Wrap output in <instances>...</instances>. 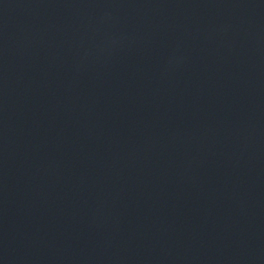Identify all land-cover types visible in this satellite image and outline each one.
<instances>
[{"label":"water","instance_id":"water-1","mask_svg":"<svg viewBox=\"0 0 264 264\" xmlns=\"http://www.w3.org/2000/svg\"><path fill=\"white\" fill-rule=\"evenodd\" d=\"M0 264H264V0H0Z\"/></svg>","mask_w":264,"mask_h":264}]
</instances>
